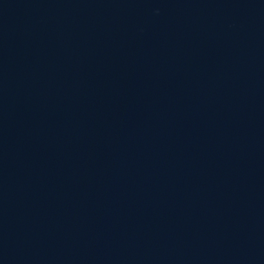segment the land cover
<instances>
[{
    "label": "water",
    "instance_id": "95a60500",
    "mask_svg": "<svg viewBox=\"0 0 264 264\" xmlns=\"http://www.w3.org/2000/svg\"><path fill=\"white\" fill-rule=\"evenodd\" d=\"M0 264H264V0H0Z\"/></svg>",
    "mask_w": 264,
    "mask_h": 264
}]
</instances>
